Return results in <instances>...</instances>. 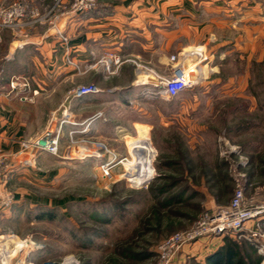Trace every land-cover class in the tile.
<instances>
[{"label": "rangeland", "instance_id": "obj_1", "mask_svg": "<svg viewBox=\"0 0 264 264\" xmlns=\"http://www.w3.org/2000/svg\"><path fill=\"white\" fill-rule=\"evenodd\" d=\"M221 9L215 6L214 14ZM218 30L209 36L211 46L185 45L163 70L142 64L168 75L171 57L197 48L211 60L202 70L204 82L168 101L121 104L117 117L91 130L93 138L86 134V156L47 157L30 176L7 183L14 202L0 210V236L24 244L9 264H62L67 258L75 264H157L164 240L190 229L205 212L228 206L236 190L247 199L264 198V106L247 91L228 93L231 80L248 84L253 72L261 75L260 62L239 56L236 27ZM256 91L264 101V87ZM141 131L147 178L120 164L103 178L102 162L133 160L129 142ZM224 237L243 246L247 264L263 262L264 216ZM195 242L171 264H207L203 252L191 249Z\"/></svg>", "mask_w": 264, "mask_h": 264}, {"label": "crops", "instance_id": "obj_2", "mask_svg": "<svg viewBox=\"0 0 264 264\" xmlns=\"http://www.w3.org/2000/svg\"><path fill=\"white\" fill-rule=\"evenodd\" d=\"M13 1L0 0V5ZM27 1L40 12L53 2ZM218 5L222 14L215 15ZM57 27L61 36L47 25H35L25 34L3 31L0 35V157L12 163L6 187L32 173L13 157L21 141L38 136L49 125L71 89L93 84L99 92L69 102L76 124L63 127L55 156L61 161L83 158L86 134L93 138L91 130L117 117L123 109L121 104L148 102L150 86L135 82L132 64L122 65L109 77L102 69L85 71L86 65L102 53H117L163 70L169 57L183 46H211V34L236 27L241 33L239 56L255 62L264 58V10L260 0H226L221 4L215 0H99L93 11L61 19ZM14 78L19 84L26 82L28 89L11 90L9 82ZM228 85L229 94L247 91V80L237 84L231 80ZM33 91L37 93L33 95ZM98 113L101 116L96 118ZM83 128L85 132L75 133L76 142L69 146L68 132ZM47 157L52 155L41 154L39 164ZM223 240L224 235L201 238L191 249L207 258L223 245Z\"/></svg>", "mask_w": 264, "mask_h": 264}, {"label": "built area", "instance_id": "obj_3", "mask_svg": "<svg viewBox=\"0 0 264 264\" xmlns=\"http://www.w3.org/2000/svg\"><path fill=\"white\" fill-rule=\"evenodd\" d=\"M97 3L98 0H53L45 11L40 12L31 6L27 0H15L12 3L0 5V35L3 31L23 32L25 34L35 25H47L55 29L57 34L61 36L57 27L61 19L89 13L96 8ZM260 4L264 10V0H260ZM206 58L204 51L193 47L189 48L182 54L171 57L175 64L168 75H162L156 74L150 68L130 57L104 52L92 63L86 65L85 71L102 69L106 77H109L117 74L122 65L132 64L135 67V82L150 86L147 96L150 99L168 101L191 89L204 79L202 70L208 66ZM18 80L14 78L9 82L10 89L16 90L22 87L23 90H27L28 84L26 82L19 84ZM98 92L99 88L93 84L71 89L64 98L58 113L56 112L52 116L49 125L38 136L21 141L13 158L24 167L34 168L41 154L57 156L64 125L74 126L76 124L70 114L69 102L72 99L95 95ZM36 93V91L32 92L33 95ZM85 130L86 128L80 131L70 130L68 132L69 144L75 143L73 139L75 133H83ZM86 155L87 153L84 154V156ZM121 161L123 160L110 159L102 162L99 165L102 177L110 178L111 171L119 164L121 166ZM11 165V159L0 157V210L10 207L14 202L12 193L6 188V176ZM263 216L264 198L247 199L243 190L238 189L234 192L228 206L205 212L190 229L175 233L164 240L158 246L157 264H171L176 253L191 242L205 237H219L230 232L238 233L246 223L255 219L259 220ZM22 245L24 246L23 242H20L19 247L16 246L18 251L24 248L21 247ZM2 254L3 252L0 251V264H9L17 253L8 260H6L8 257L5 258Z\"/></svg>", "mask_w": 264, "mask_h": 264}, {"label": "trees", "instance_id": "obj_4", "mask_svg": "<svg viewBox=\"0 0 264 264\" xmlns=\"http://www.w3.org/2000/svg\"><path fill=\"white\" fill-rule=\"evenodd\" d=\"M258 68H261L262 74L255 75L248 80L247 92L252 95L260 108H263L264 101L260 100V94L257 93V88L264 87V58L260 63H255ZM225 236V235H224ZM207 264H247V257L244 255L243 246L236 240L224 237L223 245L214 253L206 258Z\"/></svg>", "mask_w": 264, "mask_h": 264}, {"label": "bare ground", "instance_id": "obj_5", "mask_svg": "<svg viewBox=\"0 0 264 264\" xmlns=\"http://www.w3.org/2000/svg\"><path fill=\"white\" fill-rule=\"evenodd\" d=\"M132 140V139H131ZM130 143V150L128 149V151L130 153L133 154V160L132 161H127V163L125 162H120L122 167L125 168V170H129L134 171V168H136V173L140 176L141 180H143L144 178H147V170H146V166H144L143 164V160L145 159V156L147 154V150H146V137L144 132H140V135L135 138L132 142ZM124 161V160H123ZM121 167V168H122ZM117 169V168H116ZM125 177H127L128 179H132L134 178V176H132V174L129 175H125ZM16 237L13 236H0V251L3 252V257H8L6 258V260H8L9 258H12V256H14L17 252H18V248L19 247V241H17ZM5 243H2V241H5ZM17 246V247H16ZM69 259V260H67ZM65 259V261L62 264H75L73 261H71V258H67ZM49 263V262H46ZM43 263V264H46ZM264 264V261L263 263Z\"/></svg>", "mask_w": 264, "mask_h": 264}]
</instances>
